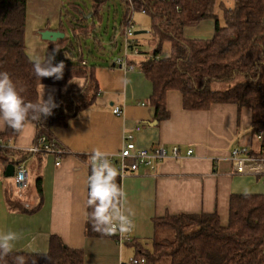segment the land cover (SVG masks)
I'll list each match as a JSON object with an SVG mask.
<instances>
[{"label":"crops","instance_id":"crops-1","mask_svg":"<svg viewBox=\"0 0 264 264\" xmlns=\"http://www.w3.org/2000/svg\"><path fill=\"white\" fill-rule=\"evenodd\" d=\"M65 3V0H27L25 44L33 62H43L50 55V42L42 39V32L65 33L62 17L65 13L70 19L71 15ZM90 19L86 20L92 25ZM72 22L77 19L69 20L70 27ZM214 33L215 21L206 20L186 28L184 35L187 39L209 40ZM115 58L107 64L84 59L96 76L97 94L94 103L66 126L51 129L53 139L65 148L63 154H30L26 149L35 143L37 131L36 125L28 122L23 129L24 147H17L19 135L8 143L10 156L0 157L2 178H8L6 170L13 160L25 165L30 178L28 165L32 167L37 177L32 200L13 196L16 191L13 178H10L12 185H0V230H11L18 236L10 251L46 253L55 235L67 247L83 251L84 264H130L132 258L152 248L155 219L217 213L221 224L227 225L232 195H264V173L250 167L246 173L236 174L230 160L231 152L237 148H248L254 156L260 152L261 143L253 132L249 109L218 103L206 110H187L182 93L170 90L165 104L168 116L159 120L150 104L153 84L139 63L131 58L135 69L125 71L114 65ZM84 85L82 78H75L62 88L41 85L39 101L49 96L54 100L60 92ZM115 107L122 109L121 117L114 115ZM130 134L142 149L164 145L170 151L173 146H179L182 158L167 159L154 171L142 168L123 178L117 175L124 192L119 206L133 228V241L120 245L108 233L101 238L86 235L87 179L92 150L99 148L114 157L120 153L125 136ZM189 149H193L192 157H186ZM112 165L116 168L115 163ZM38 179L42 185L40 196Z\"/></svg>","mask_w":264,"mask_h":264},{"label":"trees","instance_id":"trees-1","mask_svg":"<svg viewBox=\"0 0 264 264\" xmlns=\"http://www.w3.org/2000/svg\"><path fill=\"white\" fill-rule=\"evenodd\" d=\"M109 1L94 0L93 16H98ZM119 2L124 7V17L111 37L112 47L118 46L117 35L123 34L132 11L151 18L155 48L150 53H143L139 66L153 84L150 104L156 109L157 119L168 116L165 105L167 92L178 90L187 110H206L218 103L247 108L252 113L253 132L256 136L264 132V0H234L232 8L224 9L222 6V20L216 12L218 0ZM68 9L80 14L77 22H72L74 38L50 42L48 56L50 58L56 53L53 63L64 64L63 76L59 80L38 78L33 71L35 62L26 53L27 0H0V71L9 73L25 102H40L38 89L41 85L62 88L75 78L85 80L80 89L60 92L53 100L56 107L50 115L41 117L29 113L27 123L36 125L35 143L42 136L52 140L51 129L66 126L94 103L97 94L94 71L83 64L82 40L91 39L96 46H101L103 41L95 22L88 24L78 4H69ZM206 20L215 21L212 39L185 37L186 28L196 27ZM165 44L170 46L166 56L162 54ZM57 46L59 49L55 48ZM130 63L135 64V61ZM219 83H227L230 87L217 90L215 86ZM19 135L11 128L0 132V145L6 147H0V152L10 156L8 143ZM19 162L12 161L16 165ZM116 183L121 187L118 176ZM41 186L38 179L39 196L42 194ZM91 211L88 206L86 235L95 238L107 236L106 232L95 229ZM154 227L155 236L160 232L175 235L161 242L154 237L152 248L144 250L137 258L145 259L146 264H157L166 259L169 264H264V195H232L227 225L221 224L217 213H202L168 215L155 219ZM17 257H23L24 264H84L85 255L81 250L67 247L61 238L54 235L48 252L9 251L0 254V264H18Z\"/></svg>","mask_w":264,"mask_h":264},{"label":"clouds","instance_id":"clouds-1","mask_svg":"<svg viewBox=\"0 0 264 264\" xmlns=\"http://www.w3.org/2000/svg\"><path fill=\"white\" fill-rule=\"evenodd\" d=\"M54 57L41 62L37 60L33 71L38 78L54 77L59 80L63 76L64 64L53 63ZM56 107L51 96L38 103L25 102L20 90L6 71H0V130L11 128L20 133L17 147H24L23 129L27 127L29 113L48 116ZM35 118V116H33ZM26 150H35V145L27 146ZM13 158V157H12ZM117 169L107 159V153L99 148L92 150L91 172L87 179V205L94 227L97 231L106 233L117 229L123 234L129 230L131 221L118 206L124 197V192L116 183ZM22 178V177H21ZM18 238L17 233L0 230V254H6ZM18 264H24L23 257H17Z\"/></svg>","mask_w":264,"mask_h":264},{"label":"built area","instance_id":"built-area-1","mask_svg":"<svg viewBox=\"0 0 264 264\" xmlns=\"http://www.w3.org/2000/svg\"><path fill=\"white\" fill-rule=\"evenodd\" d=\"M134 14L135 12L132 11L129 22H127L123 28V35L125 36V40L123 42V53L114 60V65L125 71H133L135 69V65L130 63L131 54H140L136 41L133 39V37L136 36L135 32H133ZM83 64L86 65L87 62L83 61ZM113 113L117 117H121L123 115V111L120 107H115ZM257 139L261 143L258 155H252L249 149L245 147L234 149L231 152L230 160L233 165V171L236 174H244L250 167H254V170L258 173H264V132H259L257 134ZM34 145V151L28 150L30 154L49 153L59 156L65 152V148L61 147L55 139L48 141L45 136L40 137ZM0 147L6 148L3 145H0ZM192 156L193 149H189L186 153V157ZM91 157L92 155L89 159L90 163ZM181 158L182 153L179 146H173L170 151H168L164 145H158L150 149H142L137 147L134 136L131 134L125 136L120 153L116 154L114 157L107 156V159H109L112 164H116V169L120 178L125 177L129 172L137 173L142 168L154 171L161 162L167 159ZM13 179L18 190H25L29 186L30 175L24 164L16 166ZM108 234L113 236L120 245L131 243L133 241V228L131 224L126 233L122 234L117 229L115 232ZM130 264H146V260L132 258L130 260Z\"/></svg>","mask_w":264,"mask_h":264},{"label":"rangeland","instance_id":"rangeland-1","mask_svg":"<svg viewBox=\"0 0 264 264\" xmlns=\"http://www.w3.org/2000/svg\"><path fill=\"white\" fill-rule=\"evenodd\" d=\"M66 1V8H69V4H78L80 8L84 11V16L90 15L93 13V5L94 0H65ZM218 5L216 7V12H218V15H220V18L222 20L223 16V7L224 9H230L234 6V0H218ZM223 6V7H222ZM123 5L120 4L119 0H110L100 11L98 16L91 18L90 22H95L97 26V33L99 34V37L102 39L103 44L100 46H96L94 42L91 39L88 40H82V47H83V55L86 59L90 60H98L101 63H110L115 57L121 55L123 53V42L125 40V36L117 35L118 39V46L112 47L110 45V40L112 35L116 32L118 27L120 26L121 20L124 17L123 14ZM70 19L80 18V14L74 12V10H70ZM69 18H67V15H63L62 21L64 22L65 26V34L67 38H74V33L72 28L69 26ZM133 23H134V29L133 32H145L142 34H139L137 36H134L133 39L136 41L137 48L140 51V54H131V58H135V61L140 63L143 58V53H150L155 48V42L154 37L151 32V18L140 12H135L133 17ZM194 32L196 29L193 30ZM169 44H165L163 47L162 54L164 56L168 55L169 53ZM233 85V83H231ZM230 84V85H231ZM231 85V86H232ZM217 90L223 91L225 89H228L230 86L227 83H219L216 85ZM0 157L5 158L6 155L3 152H0ZM28 168L31 173V178L29 182V188H26L25 190H18L16 187V191L14 190L15 197H21L25 196L27 200H32V198L36 195V178L33 174L32 167L28 165ZM13 178V177H12ZM9 178H2V174L0 172V185L6 186L7 183L12 185V182ZM14 180V179H13ZM10 189L11 186L9 185ZM10 191V190H9ZM174 233L171 232H160L156 234L155 238L157 241L161 242L165 238L172 239L174 237ZM157 264H169V260L166 259L165 261Z\"/></svg>","mask_w":264,"mask_h":264},{"label":"water","instance_id":"water-1","mask_svg":"<svg viewBox=\"0 0 264 264\" xmlns=\"http://www.w3.org/2000/svg\"><path fill=\"white\" fill-rule=\"evenodd\" d=\"M92 17V14L85 16V19H90ZM145 32H135V35H139ZM42 39L48 42H56L59 39H64L65 38V33L62 32H57V31H44L41 33ZM56 53L52 56L55 57ZM15 169L16 166L15 164H10L7 167L6 170V176L8 178H12L15 175Z\"/></svg>","mask_w":264,"mask_h":264}]
</instances>
